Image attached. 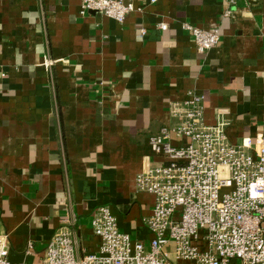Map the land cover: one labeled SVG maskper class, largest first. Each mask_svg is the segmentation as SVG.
Wrapping results in <instances>:
<instances>
[{
  "label": "crops",
  "instance_id": "obj_1",
  "mask_svg": "<svg viewBox=\"0 0 264 264\" xmlns=\"http://www.w3.org/2000/svg\"><path fill=\"white\" fill-rule=\"evenodd\" d=\"M124 1L142 11L119 23L82 14V0H0V235L11 262L41 264L65 227L78 257L98 252L102 205L148 246L155 196L136 177L164 162L150 136L177 122L170 104L189 90L231 143L264 135V0H234L229 17L230 0ZM186 22L218 27L220 42L199 53ZM171 143L189 138L173 132Z\"/></svg>",
  "mask_w": 264,
  "mask_h": 264
},
{
  "label": "built area",
  "instance_id": "obj_2",
  "mask_svg": "<svg viewBox=\"0 0 264 264\" xmlns=\"http://www.w3.org/2000/svg\"><path fill=\"white\" fill-rule=\"evenodd\" d=\"M234 4L229 1L224 17L231 16ZM89 10L123 23L142 7L133 1L82 0L80 12ZM158 27L166 30L167 24ZM183 28L199 53L220 42L218 27L204 29L186 22ZM202 100V94L189 90L185 99L171 102L177 122L150 136L153 152L164 162L149 163L136 177L137 188L155 196L153 213L143 219L153 233L149 245L120 231L111 208L102 205L91 220L101 239L98 252L78 257L72 232L65 227L49 241L41 264H173L172 254L197 264H264V135L231 143L225 122L205 123ZM173 132L189 143L173 145ZM170 243L173 250L167 248ZM28 248L31 253V244ZM0 264H24L8 259L5 235H0Z\"/></svg>",
  "mask_w": 264,
  "mask_h": 264
}]
</instances>
